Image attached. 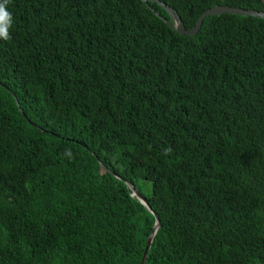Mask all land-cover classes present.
Wrapping results in <instances>:
<instances>
[{
    "label": "trees",
    "instance_id": "1",
    "mask_svg": "<svg viewBox=\"0 0 264 264\" xmlns=\"http://www.w3.org/2000/svg\"><path fill=\"white\" fill-rule=\"evenodd\" d=\"M161 1L187 29L218 5L264 12ZM6 7L0 264H141L155 216L125 181L152 183L145 264H264V18L212 15L184 35L156 2Z\"/></svg>",
    "mask_w": 264,
    "mask_h": 264
},
{
    "label": "water",
    "instance_id": "2",
    "mask_svg": "<svg viewBox=\"0 0 264 264\" xmlns=\"http://www.w3.org/2000/svg\"><path fill=\"white\" fill-rule=\"evenodd\" d=\"M145 3L149 4V2H156L158 3L169 15L170 19H166L160 14H157L159 17H161L170 27H172L175 31H177L180 34L184 35H196L198 31L200 30L204 20L208 16L212 15H221L224 13H229V14H238V15H251L255 17H261L264 18V12L260 11H254V10H248V9H241V8H236V7H230V6H214L212 8H209L206 10L197 20L195 26H193L191 29H187L176 9H174L172 6L167 5L165 2L161 0H142ZM104 168L108 170V168L104 165ZM112 174H114L117 178H121L119 174L115 173L114 171H111ZM126 185L128 188L131 190V195L136 197L146 208L148 211H150L154 216H155V224L153 226L151 234L147 238V243L145 246L144 254L141 260V264L146 263V259L148 256V253L151 249V246L154 241V237L159 230L161 223L159 220V217L156 213V211L151 207L148 199L138 190L135 188V186L129 182L125 181Z\"/></svg>",
    "mask_w": 264,
    "mask_h": 264
},
{
    "label": "clouds",
    "instance_id": "3",
    "mask_svg": "<svg viewBox=\"0 0 264 264\" xmlns=\"http://www.w3.org/2000/svg\"><path fill=\"white\" fill-rule=\"evenodd\" d=\"M8 3L9 0H0V39L3 40H10L12 38L10 28L13 23V18L11 12L6 7ZM66 154L71 155L70 151Z\"/></svg>",
    "mask_w": 264,
    "mask_h": 264
},
{
    "label": "rangeland",
    "instance_id": "4",
    "mask_svg": "<svg viewBox=\"0 0 264 264\" xmlns=\"http://www.w3.org/2000/svg\"><path fill=\"white\" fill-rule=\"evenodd\" d=\"M143 186L144 187L142 189H140L141 192L143 193V195H145V196L151 195L152 183L151 182H145Z\"/></svg>",
    "mask_w": 264,
    "mask_h": 264
}]
</instances>
